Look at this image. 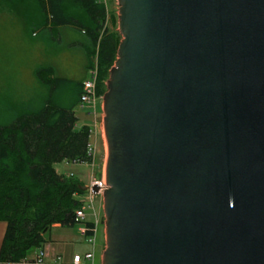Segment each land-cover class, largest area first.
I'll return each instance as SVG.
<instances>
[{
  "label": "water",
  "instance_id": "1",
  "mask_svg": "<svg viewBox=\"0 0 264 264\" xmlns=\"http://www.w3.org/2000/svg\"><path fill=\"white\" fill-rule=\"evenodd\" d=\"M115 1L99 264H264V0Z\"/></svg>",
  "mask_w": 264,
  "mask_h": 264
},
{
  "label": "trees",
  "instance_id": "2",
  "mask_svg": "<svg viewBox=\"0 0 264 264\" xmlns=\"http://www.w3.org/2000/svg\"><path fill=\"white\" fill-rule=\"evenodd\" d=\"M2 4L10 27H20L29 45L41 44L45 59L33 71L32 88L26 93L18 96L9 88L0 94V223L4 224L0 264H18L32 249L47 244L44 236L50 228L76 225L74 212L82 206L79 198L86 190L78 189L83 186L71 176L56 174L53 165L88 162L89 129L73 130V108L93 62L98 70L96 94L104 93L103 82L120 38L102 31L104 9L99 0H4ZM63 39V51H76L82 59L84 77L78 81L58 78L50 65ZM83 225L92 228L91 223Z\"/></svg>",
  "mask_w": 264,
  "mask_h": 264
},
{
  "label": "rangeland",
  "instance_id": "3",
  "mask_svg": "<svg viewBox=\"0 0 264 264\" xmlns=\"http://www.w3.org/2000/svg\"><path fill=\"white\" fill-rule=\"evenodd\" d=\"M4 0L0 1V94L13 88L14 94L20 96L32 88V75L33 71L38 65H43L45 59L42 58L44 55L42 50V45L36 41L31 43L27 42L26 36L21 34L20 27H10L9 16L6 14L7 9L4 8L2 4ZM11 7H13L11 5ZM10 7V8H11ZM104 9V22L102 26V31H108L116 33V1L115 0H104L102 4ZM6 24H4V23ZM118 35V34H117ZM64 37V36H63ZM65 38V37H64ZM23 42H22V41ZM25 42V43H24ZM65 39H63L59 44V51L57 56L50 59V65L53 68L55 75L58 78L65 80L78 81L80 78L84 77L82 59L79 55L74 52L63 51L65 47ZM30 47H28V46ZM50 57V56H49ZM95 60V58L93 59ZM103 82V87H104ZM100 104L95 106V115L93 117L87 115L89 112L85 109L81 110L78 106L73 108L74 117L76 118V123L73 130L77 131L84 124H89V122L95 119L93 124L95 125V147L96 154L94 162L93 171L85 164L74 165L71 163H59L53 165V169L58 175L63 176H73L72 178L80 181L83 185L87 184V181L97 179L100 174L103 175L104 161H105V147L104 141L101 135L100 123L102 118V113L100 110ZM91 124V123H90ZM89 124V125H90ZM95 135V134H94ZM89 142L91 139L88 140ZM100 160V163L97 161ZM93 177V178H92ZM95 200H97L98 207L95 206ZM79 201H85V197H80ZM94 209L99 208L98 223L96 226L95 243L93 248V264H99V258L101 252L104 249L103 241V217L101 213V197L95 198L93 201ZM84 212V222H92L91 211L83 209ZM80 226L74 225L72 228H59L52 227L49 232L44 236L47 241V248L52 250L54 253L50 254L59 256L61 262H65L72 254L82 255L83 253L90 252V247L87 246L83 239L79 236L78 230ZM4 231V224L0 223V242L2 239ZM40 249H32L28 253V257H33L38 253ZM57 254V255H56Z\"/></svg>",
  "mask_w": 264,
  "mask_h": 264
},
{
  "label": "built area",
  "instance_id": "4",
  "mask_svg": "<svg viewBox=\"0 0 264 264\" xmlns=\"http://www.w3.org/2000/svg\"><path fill=\"white\" fill-rule=\"evenodd\" d=\"M100 3L104 4V0H99ZM97 77H98V70L96 63L93 62V65L90 69L86 72L85 79L81 82V93L78 99V108L83 110H87L89 113L87 115L93 117L95 115V106L96 104L101 103V96L96 94V86H97ZM100 106V105H99ZM93 130H89V136L94 134L95 125H92ZM89 140V138H88ZM95 154H96V147L95 142H87L85 146V157L88 159L87 163H79V162H72V164L80 165L85 164L89 167L90 171H93L94 161H95ZM93 178V177H92ZM103 175L102 173L99 175L97 179L91 180L88 182L87 187H98L96 188V192L94 194L91 193V190L85 191V201L81 202L82 206L80 209L74 212V222L76 225H79L80 228L78 230L79 236L83 239L84 243L90 247V252L83 253L82 255L79 254H72L69 259L65 262H61L59 256H55L49 254L43 248L38 251L33 257H28L18 264H93V246L95 243V234H96V226L98 223V214L99 208L94 209L93 201L95 198H100L101 193L104 190L103 187ZM88 209L91 211L92 217V228L87 229L83 225L84 222V212L83 209ZM90 223V222H88Z\"/></svg>",
  "mask_w": 264,
  "mask_h": 264
},
{
  "label": "crops",
  "instance_id": "5",
  "mask_svg": "<svg viewBox=\"0 0 264 264\" xmlns=\"http://www.w3.org/2000/svg\"><path fill=\"white\" fill-rule=\"evenodd\" d=\"M93 121H91V122H89V124H84L83 126H81V127H87L90 131H92L93 130V128H92V125H93V122H95V119H92ZM80 127V128H81ZM95 134V135H94ZM94 134L93 135H91V136H89V139H91V142H95V136H96V131L94 130ZM97 151V150H96ZM97 159V158H96ZM96 159H95V161L94 162H96ZM97 163H100V160H98L97 161ZM72 164V163H71ZM75 165V164H74ZM55 171V170H54ZM55 173H56V171H55ZM57 174V173H56ZM99 175H100V172H99ZM73 177V176H72ZM80 182V181H79ZM88 182L89 181H87V184L86 185H83V187H87V185H88ZM80 184L82 185V183L80 182ZM95 206L96 207H98V204H97V200H95ZM54 227H57V226H54ZM43 249L44 250H46L49 254H50V252H52V253H54L52 250H50V249H48L47 248V246L45 245L44 247H43ZM57 255V254H56Z\"/></svg>",
  "mask_w": 264,
  "mask_h": 264
}]
</instances>
